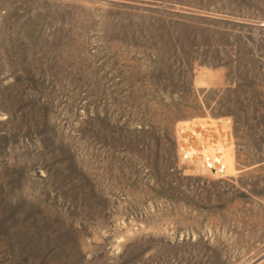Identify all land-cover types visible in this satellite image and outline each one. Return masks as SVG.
<instances>
[{
	"label": "rangeland",
	"instance_id": "374dc122",
	"mask_svg": "<svg viewBox=\"0 0 264 264\" xmlns=\"http://www.w3.org/2000/svg\"><path fill=\"white\" fill-rule=\"evenodd\" d=\"M0 264H264V0H0Z\"/></svg>",
	"mask_w": 264,
	"mask_h": 264
}]
</instances>
